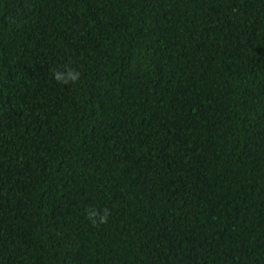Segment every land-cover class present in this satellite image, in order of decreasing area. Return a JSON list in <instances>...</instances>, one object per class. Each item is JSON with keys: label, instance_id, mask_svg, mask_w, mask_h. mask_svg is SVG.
<instances>
[{"label": "trees", "instance_id": "1", "mask_svg": "<svg viewBox=\"0 0 264 264\" xmlns=\"http://www.w3.org/2000/svg\"><path fill=\"white\" fill-rule=\"evenodd\" d=\"M0 264H264V0H0Z\"/></svg>", "mask_w": 264, "mask_h": 264}, {"label": "clouds", "instance_id": "2", "mask_svg": "<svg viewBox=\"0 0 264 264\" xmlns=\"http://www.w3.org/2000/svg\"><path fill=\"white\" fill-rule=\"evenodd\" d=\"M79 77V73L77 72H69L67 76H63L58 72L54 73L53 78L58 82V83H63V84H67L69 83V81L71 82H75ZM108 212L107 210H105L103 212L102 215H100L98 217L97 213L94 210H89L88 212V219L92 222V223H96V220L99 219L100 223H104L105 222V218L107 217Z\"/></svg>", "mask_w": 264, "mask_h": 264}]
</instances>
